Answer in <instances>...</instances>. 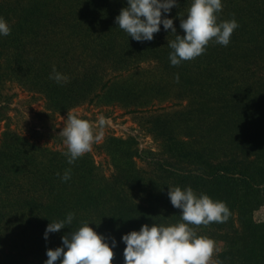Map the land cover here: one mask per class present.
I'll return each instance as SVG.
<instances>
[{
	"label": "trees",
	"instance_id": "obj_1",
	"mask_svg": "<svg viewBox=\"0 0 264 264\" xmlns=\"http://www.w3.org/2000/svg\"><path fill=\"white\" fill-rule=\"evenodd\" d=\"M190 3L178 0L163 13L174 18L178 34H184L180 20ZM222 3L219 19L238 21L230 42L210 41L203 53L177 65L168 43L177 33L161 24L154 39L138 41L117 25L127 0L0 3L11 26L0 46L26 86L38 88L61 112L96 98L121 105L173 161L164 163L165 180L147 188L134 137L109 135L100 144L113 165L106 175L90 151L69 163L67 151L36 146L7 130L0 145V264H43L47 248L61 245V237L85 220L117 240L114 264H124L123 233L146 222L182 220L168 196L176 185H191L229 206L224 221L190 225L203 235L224 230L228 239L218 264H264V222L253 216L264 200V0ZM12 9L22 10L17 21L8 16ZM53 66L65 80L50 77ZM65 170L67 180L61 178ZM69 212L75 213L72 225L46 239L50 220Z\"/></svg>",
	"mask_w": 264,
	"mask_h": 264
},
{
	"label": "clouds",
	"instance_id": "obj_2",
	"mask_svg": "<svg viewBox=\"0 0 264 264\" xmlns=\"http://www.w3.org/2000/svg\"><path fill=\"white\" fill-rule=\"evenodd\" d=\"M178 0H127L115 17L117 25L133 39L152 40L161 28L177 33L174 18L163 15L171 11ZM223 8L222 0H191L186 16H182L180 27L184 34H178L168 43L173 65L183 60L192 59L206 50L210 41L227 45L231 34L238 27V21L219 19L218 12ZM11 32L9 21L0 16V36ZM50 77L61 82L66 77L55 70ZM107 119L99 115L96 121H90L68 110L64 126L60 131L67 146L65 153L68 162L75 160L89 151L94 142L101 139ZM70 170H65L64 180L69 179ZM60 175V173H57ZM168 196L174 207L181 209L182 220L177 223H144L139 229H132L122 234L125 242L124 264H216L212 261L215 248L214 240L198 234L190 225L209 224L212 221H224L230 215V208L223 200L216 199L206 192L197 193L191 185L169 186ZM75 213L69 212L65 218L50 220L44 232L47 239L52 232L61 230L65 225H72ZM94 221V220H93ZM62 244L46 250L47 259L43 264H114V249L117 240L109 239L85 220L79 227L64 234Z\"/></svg>",
	"mask_w": 264,
	"mask_h": 264
},
{
	"label": "rangeland",
	"instance_id": "obj_3",
	"mask_svg": "<svg viewBox=\"0 0 264 264\" xmlns=\"http://www.w3.org/2000/svg\"><path fill=\"white\" fill-rule=\"evenodd\" d=\"M8 1L0 0V3ZM2 9L0 6V11ZM21 12L22 10L15 11L12 9L8 16L14 19L13 21H17L20 19L18 17H20ZM2 15L0 12V16ZM41 56H45V54L43 53ZM8 61L3 47L0 46V145L3 143V134L8 130L27 137L36 146L61 152L67 151L64 137L60 131L64 126L68 110L61 112L52 109L43 92L30 84L26 86L25 82L27 81L20 80L21 75L16 70L11 72ZM152 64V62H145L144 66ZM69 110L90 121H96L101 114L106 117L107 123L103 129L97 128V131H102L101 139L94 142L89 150L106 175L113 172V165L99 146L107 136L114 135L136 139L138 155L135 160L145 178L147 188L157 181L165 180L163 173L167 171L163 172V166L166 165L164 163H169L172 159L171 161L170 158L168 159L160 140L143 128L134 114L126 111L117 103H106L102 101V98H96L91 102L85 101ZM167 180L169 179L167 178ZM139 194L143 195L144 193ZM253 216L257 222H264V200L254 210ZM224 234V230L207 229L204 232V235L211 237L215 242L217 250L214 251L211 260L216 261V264H218L217 255L225 247L228 239V236L225 238Z\"/></svg>",
	"mask_w": 264,
	"mask_h": 264
}]
</instances>
